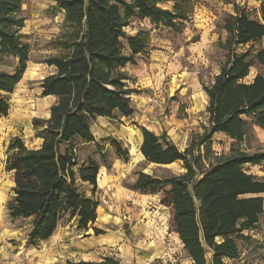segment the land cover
Segmentation results:
<instances>
[{
  "label": "trees",
  "instance_id": "obj_1",
  "mask_svg": "<svg viewBox=\"0 0 264 264\" xmlns=\"http://www.w3.org/2000/svg\"><path fill=\"white\" fill-rule=\"evenodd\" d=\"M63 15V31L53 42L55 54L44 60L52 73L40 82L42 98H53L46 120L34 119L37 148H27L19 137L5 150L4 170L12 180L5 205L11 223L27 221L26 247L37 248L48 241L63 221H74L76 230H92L99 202V164L91 157L78 158L77 149L95 142L92 126L98 119L120 121L136 113L130 78L123 71L136 64L148 48V33H126L132 20H150L176 30L187 20L183 6L172 11L158 7L161 0H53ZM24 0H0V57L16 61L14 72H0V94H13L29 63L30 49L19 32L24 19L18 17ZM226 33L221 48L226 61L209 86L206 124L196 146H207L221 134L241 144L248 129L264 131V75L247 80L255 66L264 67V0L259 18L251 19L233 7L223 22ZM9 106L0 96V118ZM141 135L139 152L148 165L166 167L181 164L183 173L158 178L139 172L130 189L159 196L167 210L168 233L175 234L191 264H228L239 258V241L256 229L264 213V181L248 174L246 165L259 166L264 151L252 155L237 153L203 170L195 144L184 151L162 133L156 135L137 127ZM117 160L128 162V150L109 139ZM105 161V156L100 157ZM210 259L207 260V256ZM264 262V256H263ZM101 264H119L105 258Z\"/></svg>",
  "mask_w": 264,
  "mask_h": 264
},
{
  "label": "rangeland",
  "instance_id": "obj_2",
  "mask_svg": "<svg viewBox=\"0 0 264 264\" xmlns=\"http://www.w3.org/2000/svg\"><path fill=\"white\" fill-rule=\"evenodd\" d=\"M262 1L161 0L160 8L163 10L172 11V5H184L187 20L177 22L176 30L162 25L146 26L137 20L130 22L125 29L126 33L134 36L138 31L148 32L149 44H153L154 49L161 46L163 51H167L168 60L163 64L164 68L151 69L145 53L137 57L135 65L125 68L123 71L131 79L129 86L137 92L131 96L136 113L132 118H122L120 121L96 120L92 126L95 142L77 149L80 160L91 157L99 164L97 186L102 187V181L104 185L108 181L120 182L121 188H130L139 172L158 178L183 173L181 164L166 167L146 164L139 152L141 135L137 127H144L156 135L165 133L180 151H184L191 143L195 144V154L200 156L203 170L237 153L252 155L264 151V131L256 127L248 129L246 140L241 144L216 134L207 146H196L207 127V97L202 87L212 83L226 61V52L221 48L227 36L222 30L223 22L229 15H233L235 6L243 10L249 18L257 20ZM18 17L24 19V27L19 34L22 42L30 49V57L26 72L13 94H0L9 106L7 117L0 118V229L20 230V238H23V232L29 226L28 222L11 223L5 210L13 187L10 175L4 170L5 150L14 137H19L29 149L40 145V140L35 137L32 121L46 120L49 108L54 103L53 98L41 97L40 82L52 73V69L43 62L55 54L53 42L62 34L63 15L53 0H24ZM263 46L264 39L255 48ZM15 64L16 61L12 58L0 57V72L12 74ZM257 73L264 75V67L252 68L247 80H251ZM109 139L119 141L128 150L127 163L117 160ZM102 155L105 156L104 162L100 158ZM243 169L264 181V162L259 166L246 165ZM261 197L264 200V195ZM94 198L99 202L100 219L106 213L111 214V205L115 202L111 190L97 189ZM116 204L119 205L117 199ZM114 213L117 214L118 211L115 210ZM72 226L73 224L63 221L58 233H71L74 231ZM99 230L104 233L107 227L100 226ZM126 231L128 232V227ZM244 235L249 239L239 241V258L227 263L264 264V213L256 229ZM165 247L168 255L163 254L150 264H191L175 236ZM110 259L119 263L115 257ZM137 262L132 257L121 261V264H142Z\"/></svg>",
  "mask_w": 264,
  "mask_h": 264
},
{
  "label": "crops",
  "instance_id": "obj_3",
  "mask_svg": "<svg viewBox=\"0 0 264 264\" xmlns=\"http://www.w3.org/2000/svg\"><path fill=\"white\" fill-rule=\"evenodd\" d=\"M141 22L146 26H155L148 19ZM153 47V44H149L148 37L145 56L150 61L149 67L164 68L163 64L168 60L169 54L163 51L161 46L156 49ZM113 179L117 178L113 177ZM97 181L99 182L98 178ZM101 184L102 187L97 186V189L111 190L115 198L114 204L111 205V209L113 207L111 214L106 213L100 219L99 207L97 209L94 226L97 229H100V226L107 227L103 235L95 236L92 230L79 232L74 221H71L69 224H73L74 231L58 233L59 226L48 241L33 248L26 247L29 226L23 232V238H20V230L0 229V264H79L81 262L101 264L103 259L110 257H115L120 264L121 261L132 257L138 261L137 263L150 264L163 254L167 256L166 243L173 239V236L176 238L177 236L167 233L168 214L165 207L159 204V196L143 195L130 188H121L120 182L107 181L104 185L102 181ZM116 199L119 200V205L116 204ZM130 201L132 204H129ZM114 209L118 211L117 214L114 213ZM127 227L131 234L126 231Z\"/></svg>",
  "mask_w": 264,
  "mask_h": 264
}]
</instances>
